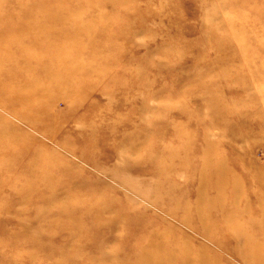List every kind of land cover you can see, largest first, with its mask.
<instances>
[{
	"label": "rangeland",
	"instance_id": "1",
	"mask_svg": "<svg viewBox=\"0 0 264 264\" xmlns=\"http://www.w3.org/2000/svg\"><path fill=\"white\" fill-rule=\"evenodd\" d=\"M159 259L264 264V0H0V264Z\"/></svg>",
	"mask_w": 264,
	"mask_h": 264
},
{
	"label": "bare ground",
	"instance_id": "2",
	"mask_svg": "<svg viewBox=\"0 0 264 264\" xmlns=\"http://www.w3.org/2000/svg\"><path fill=\"white\" fill-rule=\"evenodd\" d=\"M156 258H157V256H156ZM160 259H161V258H160ZM160 259H159L158 261H156L155 264H161V261H162V260H160Z\"/></svg>",
	"mask_w": 264,
	"mask_h": 264
}]
</instances>
